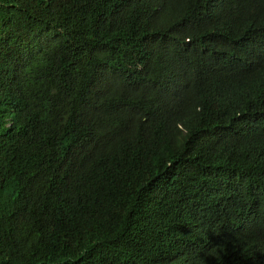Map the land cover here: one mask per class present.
Returning a JSON list of instances; mask_svg holds the SVG:
<instances>
[{"label":"trees","instance_id":"1","mask_svg":"<svg viewBox=\"0 0 264 264\" xmlns=\"http://www.w3.org/2000/svg\"><path fill=\"white\" fill-rule=\"evenodd\" d=\"M0 264H264V0H0Z\"/></svg>","mask_w":264,"mask_h":264}]
</instances>
